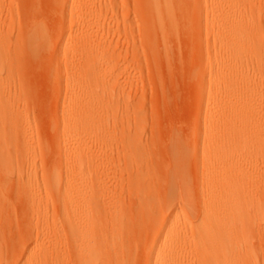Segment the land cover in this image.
Returning <instances> with one entry per match:
<instances>
[{"label": "rangeland", "instance_id": "1", "mask_svg": "<svg viewBox=\"0 0 264 264\" xmlns=\"http://www.w3.org/2000/svg\"><path fill=\"white\" fill-rule=\"evenodd\" d=\"M177 1L181 3H176L177 14L189 15L187 19L190 18L194 30L184 32L182 35L187 33L189 37L182 36L178 46L165 55L168 52L162 48L163 42L173 39L172 36L177 39L179 33L162 34L145 0H0V32L7 39L11 54V64L3 67L2 77H12L0 86V97L15 88L8 92V100L17 111L26 112L29 119L35 142L29 160L39 181L69 165L71 175L80 173L73 156L74 146L60 147V140H67L69 145L79 141L92 158V165L86 167L83 175L95 177L93 218L106 232L104 240L93 247L96 264H118L120 250L139 252L149 221L160 213L167 190L179 183H186L192 201V206L181 209L180 215L198 216L194 212L200 206L196 179L205 161V154L196 142L201 125L197 117L199 107L222 109L245 99L251 105V113L246 116L248 128H264L263 90L259 86L225 88L220 81L222 74L218 83L209 82V76L230 61L221 46L229 42L234 25L227 22L224 30H220V23L213 20V9L218 5L213 7L212 0ZM224 6V10H218L224 14L234 7ZM240 7L244 15H255L248 33L251 42L264 44V0H246ZM200 17L205 24L198 26ZM31 27L43 28L46 41L43 50L33 52L28 47L27 33ZM253 53L256 60L249 63L252 72L264 65V53ZM117 84L119 88L122 85L128 88L119 92ZM94 86L100 91L96 100L77 107L84 116V126L88 124L86 116L96 108L106 112L101 110L102 119L93 128L68 133L64 120L76 105L68 100L71 90ZM202 95L204 101L200 100ZM113 97L118 103H112ZM120 101L128 102L126 110ZM123 117L128 119L126 125L121 123ZM229 120L235 121L234 115ZM136 146L140 149L135 150ZM258 148L264 149V145ZM19 153L21 157L24 149L20 147ZM262 163L259 158L257 165ZM19 164L18 161L23 173L30 170L22 166V161ZM16 168L10 162L0 163V241L8 253L4 264L18 259L23 264L22 244L27 237L28 240L39 237L38 212L31 210L28 197L12 174ZM250 187L248 184L244 189ZM255 187L262 189L259 217L263 228L254 232L253 243L264 259V182ZM45 189L49 192L44 194L46 202L36 210L41 218L56 216L58 222L64 221L63 211L54 210V188ZM60 225L54 222L49 225L50 232L59 235L53 236L58 243L46 246L50 260L58 261L65 252L67 261L57 264H77V254L70 248L66 250L62 243L66 238ZM184 248L190 247L184 244ZM143 258L142 253H137L126 264H146ZM180 260L178 264H203L193 257ZM263 262L258 259L257 264Z\"/></svg>", "mask_w": 264, "mask_h": 264}, {"label": "bare ground", "instance_id": "2", "mask_svg": "<svg viewBox=\"0 0 264 264\" xmlns=\"http://www.w3.org/2000/svg\"><path fill=\"white\" fill-rule=\"evenodd\" d=\"M145 1L149 6L148 8L151 9V12L148 11V13H152L153 19H151L159 26L162 34L166 36L167 34L179 33L176 34L177 39H174L172 34L169 36H172L173 39L166 37L168 40L163 42L162 48L168 52L165 55H168L172 47L174 49V46H178L181 38L183 40L184 37H187L188 30H194L191 28L190 18L187 19L189 15L186 17V13L177 14L176 3L181 4L177 0ZM211 3L213 7L218 5L213 9V20L215 23H220L222 27L221 29L218 27V29L224 30L223 27L229 22L234 25L235 32L230 34L229 42L221 46L223 47V54L230 61L222 69H217L214 76L211 74L209 82L218 83L222 74L220 81L223 82L222 85L225 88L230 85L235 87L259 86L263 90L261 111L264 113V65L254 72L249 68V63L256 60L253 52L264 53V44H254L248 36V33L252 30L250 24L255 15L243 14L240 6L243 3L245 4L246 0H219V3L218 0H212ZM224 4L234 7L224 14L222 11H218L220 8L224 10ZM197 24L201 26L205 23L200 17ZM31 28L27 33L26 43L33 52L40 51L46 43L45 36L42 34L43 28L42 31L39 27ZM184 32H187L185 36L182 35ZM7 64L9 66L11 64V54L8 51L7 39L0 32V86L12 79V77L5 79L2 77L3 67ZM203 76H205V73ZM203 79L206 80L207 77H203ZM115 87L119 92L128 88L126 85L119 88L118 84ZM14 89L7 91V94L13 92ZM99 93L100 91L95 86L93 88L87 87L81 91L77 88L71 90L68 100L73 101L76 105L72 108L68 118L64 120L68 133H73L78 128L91 129L100 117L102 119L104 112L101 110L103 108L98 107L86 116L85 119H87L88 124L84 126V116L77 109L80 104L96 100ZM7 94L5 93L4 97H0V163L4 165L10 162L17 165L15 172L12 174L20 183L23 194L28 197L31 210L38 212L39 217L37 219L38 223H36L38 224V226L36 225L38 232L35 230L36 235L39 236L37 237L38 240H28L27 237L21 246L22 251L25 253L23 264H57L67 261L65 252L61 258H58V261L53 263L50 260V253L46 246L52 242L53 244L58 243L53 236H59L50 232L49 225L51 222L62 224L59 228L66 234H63L66 239L62 243L66 250L69 251L70 248L71 251L77 254V264H96V250L93 247L95 243L104 240L106 232L99 228L93 218L96 210L93 202L95 183L93 179L95 177H93L94 175H91L93 178L87 177L86 174L83 175L87 171L86 167L92 165V158L87 150L82 148L79 141H72L69 145L67 140H60V142L58 141L60 147L74 146L73 156L76 159L80 173L77 172L74 176L71 175L72 167L69 165L65 168L60 167L48 179L39 181L37 179L38 174L35 168L30 166L31 161L29 160L35 144L29 119L26 112L15 109L13 103L8 100L9 94ZM200 100H205L203 95ZM112 101V103H118V100L116 101L114 97ZM120 105L126 110L128 102L120 101ZM105 110L103 109V111ZM250 113L251 105L245 99L237 102V105H229L222 109L212 106L198 108V123L200 122L201 125L196 136V142L205 154L202 172L199 178L196 179V193H198L200 206L194 212L198 216L180 215L179 213L181 209L192 206V201L188 197L189 188L186 187V183L180 184L178 182L177 186L168 189L164 197L165 204L162 206L160 213L153 216L151 222L149 221L143 235L145 237L144 245L137 252L145 256L142 260L144 263L178 264V261L181 262V257H193L203 264H257L258 259L264 260L260 257L259 250L255 248L254 244V232L258 228H263L259 217L260 205L263 200L260 194L262 189L255 186L264 182V149L258 148L259 145H264V140L259 141V138L264 137V128L261 130L248 128L246 116H249ZM231 115H234L235 121L229 120ZM121 123L126 125L128 119L121 118ZM20 147L24 149L21 157ZM139 149L140 147L136 146L135 150ZM259 158H262V166L257 165ZM18 161L19 165L22 161V166L30 169L26 174L19 168ZM230 167H233V169L228 170ZM248 184L252 187L248 190L244 189V186H248ZM48 186L54 188L53 195L56 199L54 210L55 212L58 210L63 211L64 221L58 222L56 216L52 219H48L49 216L41 218L40 212L36 210V207L45 204L44 194H49L45 189ZM57 232L59 231L57 230ZM2 243L0 241V264H4L8 259V253L5 251L6 247ZM184 244L190 248H184ZM137 253L134 254V251L129 252V249L124 250V252L120 250L117 257L118 264H121L123 260L126 264L127 259H134ZM19 260L21 261V259H18L11 264H19Z\"/></svg>", "mask_w": 264, "mask_h": 264}]
</instances>
